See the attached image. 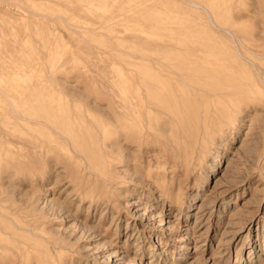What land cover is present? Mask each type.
<instances>
[{
    "label": "rangeland",
    "instance_id": "374dc122",
    "mask_svg": "<svg viewBox=\"0 0 264 264\" xmlns=\"http://www.w3.org/2000/svg\"><path fill=\"white\" fill-rule=\"evenodd\" d=\"M135 1L123 0L120 4L119 0H0V191L3 192L0 197L11 189L13 198L20 196L17 201L36 200L34 203H41V208L46 211L54 200V204L59 200L55 205L62 208L61 217L48 215V225H55L53 228L59 231H64L67 226V233L71 232L70 235L78 239L75 240L77 251H73L75 254L66 264H127L128 258L135 259L133 264H185L192 259L198 264L212 261L217 264H264V154L260 156L261 140L254 117L259 114L258 109L251 108L242 114L233 128L217 135L207 150L195 153L188 161L174 157L171 150L156 147L155 153H145L151 149L140 148L124 137L116 136L118 128L113 111L116 109L117 80L121 70L129 73L124 60L132 58L134 46L141 45L140 42L156 44L147 40L150 38L148 30L155 22L152 13H157L162 19L159 23L166 29L162 35L167 36L161 42L184 46L191 45L194 40V36L189 39L174 34L172 38L167 33L179 31L182 19L195 29L196 13L187 0L146 1L150 8L153 7L151 9L145 0L132 4ZM140 2L148 10L138 7ZM250 2L240 0L237 8L246 11ZM258 2L263 5L259 9L263 11L258 13L262 19L264 0ZM136 4L143 12H135L137 8L132 7ZM125 5L132 8L130 13ZM258 14L254 16L259 18ZM252 19L241 21L244 31L252 33L253 28L258 29V23L264 24V19L257 24ZM261 28L264 31V27ZM262 31L259 32L264 40ZM132 35H136L134 39ZM125 51L132 54L128 53L127 57ZM49 80L55 83L51 85ZM19 82L22 98L15 89ZM108 90L112 94H107L110 93ZM101 93L105 99L103 95L99 96ZM24 96L27 99H23ZM107 103H110L108 107ZM58 111L62 115L59 113L54 125H59L63 119L69 123L83 122L79 130L74 127L78 134L92 133L85 142L114 162L119 180L124 181L117 185L115 206L105 202L95 204L93 200L77 195L79 181L74 178L79 171L87 174L90 170L86 169L85 161L79 160L82 148L72 136L71 142L56 137L57 147L43 162L38 161L40 165L35 161L39 152L32 142H28L31 144L28 150V143L22 149L18 147L17 141L21 138L35 140L36 130L18 126L21 124L16 119L17 112L30 118L35 114L34 117L41 119ZM21 130H25L23 134ZM20 153L21 156H32L30 162L35 161L37 165L29 166L24 155L23 160L22 157L16 160L19 165H28L27 169H16L17 163L12 165L15 169L7 168V163ZM64 154L65 161L61 158ZM148 154L159 155V161L163 159L159 162L162 166L157 168L158 163ZM146 165H149L147 169ZM37 166L44 167V171L31 175L28 168ZM7 182L9 189L4 191ZM72 219L77 221L71 222ZM81 224L88 228L82 229ZM185 228H190L191 233H186ZM183 232L191 239L181 240ZM110 252L114 253L108 257Z\"/></svg>",
    "mask_w": 264,
    "mask_h": 264
},
{
    "label": "bare ground",
    "instance_id": "6f19581e",
    "mask_svg": "<svg viewBox=\"0 0 264 264\" xmlns=\"http://www.w3.org/2000/svg\"><path fill=\"white\" fill-rule=\"evenodd\" d=\"M122 1L119 0L120 4H122ZM137 1L138 0L131 3L134 4ZM146 1L148 2L149 0H145L144 3ZM156 1L158 2V0ZM239 1L187 0L186 3H188L196 13L195 29L190 28L187 22L182 19L179 31L167 32L172 38L174 34H178L180 37L185 36L189 39L194 36V40H192L193 43L184 46H178L172 43L165 44L164 41L161 42V39L165 40L163 38L167 36L166 34L162 35L166 29L164 25L159 23L162 19L157 17V13H152L155 17V22H153V28L148 30L150 38L147 40L156 44L149 45L145 42V44L140 42L141 45L134 46V51H131L133 54L130 52L132 58L128 61L124 60L126 61L125 66L128 65L129 67V73L127 74L126 71L121 70L117 80V91L116 94L114 93L116 97V99H114L116 109H113L118 128L117 137L122 136L131 143L137 144L140 148L144 147L151 149L146 150L145 153L154 152L156 147L159 150H171L174 157H183L188 161L192 160L195 153H200V151L205 150L211 143H214L217 135L225 133L228 128H233L235 122L241 118L240 116H242V114L254 108L258 109L259 112V114L256 116L254 115V117L258 123L259 137L261 140L260 156L264 154V40L259 32L263 30L261 27H264V24L262 23V26H260V23H258L261 29L259 30V27L258 29L253 28L254 30H251L252 33L244 31L240 26L241 21L245 18L253 17L254 19L252 20H256L257 17H255L254 14L256 15L259 11L263 10H259L262 9V4L258 2L260 0H251L250 7L246 8V11L237 8ZM153 2L150 0V3ZM144 3L140 2V4L138 3L139 5L136 4V6L132 8L134 9L136 7L138 9L140 6L146 8L142 6L145 4L148 6L147 3ZM127 5L124 7L128 8L129 6L127 7ZM148 7L146 8L147 10ZM130 8L131 7L128 9L129 12L127 11L128 13L132 10V8ZM142 8L138 10L135 9V12L141 11ZM120 11H122L121 8ZM122 14L126 15V12ZM258 17L260 18V15ZM259 18H257L254 24H257L261 19ZM169 19H171V17ZM262 19L264 18L262 17ZM123 21L125 20L123 19ZM254 27H256V25H254ZM255 30L259 31L256 32ZM133 36L136 35H132L134 39ZM128 53L129 52H127V57ZM43 75L45 76L44 72ZM43 75L40 76L43 78ZM46 75H48V73ZM46 77H44V79ZM48 78L50 79V76ZM50 81L51 80H49L48 83ZM36 82L37 81H35V83ZM53 82H50V84L52 85ZM32 84L34 85V83ZM23 87L25 88L24 85ZM20 88L21 84L19 82L15 86L19 97H21ZM30 88L29 90L33 91ZM186 90L188 92H186ZM102 93L99 96L104 94ZM107 94L110 95L112 93L107 92ZM25 95L28 94L25 93ZM104 95L103 98L105 97ZM26 97L23 99H27ZM109 104L107 103L106 106L108 107ZM110 107L112 108V105H110ZM110 111H112V109ZM102 112L103 115L105 114V116L108 117L105 111H101V113ZM59 113L62 115V113L58 111L56 114H51V117H41V119H39V117H34L35 114H33V118H30L24 115L23 112H17L16 119L21 124L18 126L24 128L33 127V129L36 130L34 136L35 140L29 141L27 139L25 141L24 138H21L17 141L18 147L22 149L25 143L32 142V146L39 152V154H36L37 152L34 151L36 152L35 154L39 156L38 160L35 159V161H37L36 163H38V161L43 162L42 160L45 159V156H47V154L49 155V153L57 147V142L54 140L56 137L63 138L64 142H71L73 138L74 142H77V146L80 145L82 148L79 160L85 161L88 164L86 169L89 168L90 170L87 174L79 171L80 174L74 178L79 181V185L77 184L76 187L77 195L79 194L81 198H89L90 201L93 200L95 204L105 202L107 205L111 204L115 206L117 201V185L124 181L119 180L118 176L120 174L118 175L117 168L113 164L114 162L111 163V160L105 159V154L102 153V151L98 153L95 152L91 146L85 142L87 138L93 136L92 133L78 134V130L82 127L83 122L77 123L74 121L69 123L66 119H63L59 125H54L53 123L56 122ZM32 122L36 123L32 124ZM75 126L78 130H75ZM23 131L25 130H21L20 133L23 134ZM67 135L70 137L66 138ZM30 145L31 144L27 146L26 144V148H31L29 147ZM27 150L24 151L26 152ZM29 151L32 152V149ZM111 151L113 150L111 149ZM114 152H112V154ZM24 155H26L24 159H27V161L29 160L28 162L32 160V156L30 158L28 156L29 154ZM24 155L21 156L20 153V155H17V157L9 161L6 167L12 168L14 163L15 165L19 163L16 159L20 160L22 157L23 160V157H25ZM150 155L152 154H148V156ZM62 157H64L65 161V154L64 156L61 155V158ZM159 157L160 156L157 154L152 155L153 160L158 163L156 166L157 168L162 166L159 162L163 159L159 161ZM35 161L30 162L29 166L37 165ZM24 162L27 164L26 161ZM41 162L38 164L40 165ZM66 165H68V163ZM29 166L18 164V168L16 169L21 171L27 169ZM72 167L75 169V166ZM147 167H149V165L145 166L146 169ZM13 168L15 169V166ZM28 169H30L28 172H31V175L39 171H44V167L42 168L40 166ZM132 171L134 172L133 169ZM120 177L125 178L124 176ZM8 185L7 182V188L5 186L4 191L9 189ZM35 187L36 186L33 188ZM10 188L12 187L10 186ZM32 189H29V191ZM21 190L23 189L21 188ZM10 191L6 190L4 192L5 196L0 197V264H66L67 261L73 257V254H75L74 252L77 251L75 250V240L77 236L74 239L75 236L72 235L73 238H71V232L69 234V232L67 233V230H65L67 226L64 227V231L56 230L55 225L49 227L47 220L51 214H56L57 217H61V213L63 212L62 208H59L60 205L56 208L55 205L59 203V200H57L55 204L54 200L53 204H51V208L46 211V209H42L41 203L38 202L39 205L35 204L36 202L34 203L36 200L30 202L22 196L21 198L24 200L21 199L22 201H17L20 199L18 198L20 196L15 199L13 198L15 196H13ZM2 193L3 192L0 191V195ZM23 194L25 195V193ZM30 195H32L31 192ZM25 196L27 198V195ZM38 199L39 198H37V200ZM15 201L17 202L15 203ZM68 211L66 213H68ZM160 212L162 213L163 210L161 209ZM67 218H69V216H67ZM73 220L74 219H72L71 222ZM81 225L82 229L88 228L86 224ZM53 226L55 228H53ZM68 226H71V224H68ZM73 227L75 228V226ZM74 228L72 230H74ZM77 228H79V226ZM193 228H191V230ZM183 230H185L186 233L190 232V228H185ZM87 231L90 230L88 229ZM186 233L180 235L182 237L181 240L186 241L191 239L189 235L185 236ZM113 253L114 252L108 253V257ZM134 260L135 259L128 258V261H125H127V264H133ZM185 264L198 263L196 260L192 259ZM210 264L217 263L212 261Z\"/></svg>",
    "mask_w": 264,
    "mask_h": 264
}]
</instances>
